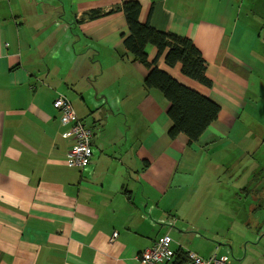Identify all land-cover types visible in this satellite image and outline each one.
I'll list each match as a JSON object with an SVG mask.
<instances>
[{"label":"crops","instance_id":"0c3cea01","mask_svg":"<svg viewBox=\"0 0 264 264\" xmlns=\"http://www.w3.org/2000/svg\"><path fill=\"white\" fill-rule=\"evenodd\" d=\"M124 1L0 0V264H142L165 233L173 252L264 264V0H137L142 23L206 61L210 87L157 62L220 106L193 142L169 137L168 101L122 44L124 14L104 15ZM60 93L93 133L82 169Z\"/></svg>","mask_w":264,"mask_h":264},{"label":"trees","instance_id":"16d2710c","mask_svg":"<svg viewBox=\"0 0 264 264\" xmlns=\"http://www.w3.org/2000/svg\"><path fill=\"white\" fill-rule=\"evenodd\" d=\"M121 11L124 14L128 34L122 35V44L134 60L143 64L148 70L144 79L146 89H156L168 101L167 115L172 124L168 130L170 138L185 134L190 141H197L219 114L220 106L206 95L182 84L172 74L157 66L163 55L168 67L180 64V72L210 87L212 80L206 75V61L200 50L190 38L172 32H162L152 27L149 22L139 19L141 4L137 0L124 1L120 8L110 10L104 15ZM99 9L90 11L89 18L102 17ZM147 45L156 48V56L149 60ZM187 251L178 248L174 252L171 264H185Z\"/></svg>","mask_w":264,"mask_h":264},{"label":"built area","instance_id":"2783aa9c","mask_svg":"<svg viewBox=\"0 0 264 264\" xmlns=\"http://www.w3.org/2000/svg\"><path fill=\"white\" fill-rule=\"evenodd\" d=\"M53 106L60 112L61 122L69 124V130L65 136L74 140V144L69 153V162L72 166L82 169L90 163L92 157V130L87 127L76 114L70 100L63 94H57L53 101ZM114 233L110 237L113 241L116 237ZM172 238L165 233L153 246L146 248L138 254V259L142 264H161L170 262L174 252L171 248ZM185 264H232L230 255L216 253L208 257L187 251V261Z\"/></svg>","mask_w":264,"mask_h":264},{"label":"rangeland","instance_id":"374dc122","mask_svg":"<svg viewBox=\"0 0 264 264\" xmlns=\"http://www.w3.org/2000/svg\"><path fill=\"white\" fill-rule=\"evenodd\" d=\"M225 186V185H224ZM225 188H226V190H225V196H226V200H223V202H221V204L225 207V209L226 208H228V209H233V206H235V205H238L239 204V202H240V200H234V199H232V197L231 196H233L234 194H233V192H232V190L230 189L229 190V192H230V194L228 195V190H227V186H225ZM231 197V198H230ZM241 201H243L245 198L241 195ZM234 200V201H233ZM242 203V202H241ZM232 207V208H231ZM261 213V212H260ZM259 216H261V217H258V219H259V222H261L262 221V218H263V222H264V217H262V215L260 214ZM264 216V215H263ZM264 232V231H263Z\"/></svg>","mask_w":264,"mask_h":264}]
</instances>
